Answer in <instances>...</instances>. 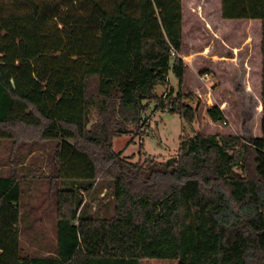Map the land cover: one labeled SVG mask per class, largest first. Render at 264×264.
<instances>
[{"label":"trees","instance_id":"16d2710c","mask_svg":"<svg viewBox=\"0 0 264 264\" xmlns=\"http://www.w3.org/2000/svg\"><path fill=\"white\" fill-rule=\"evenodd\" d=\"M183 8V0H0V264H264V0H222L223 18L261 20L259 136H181L168 159L133 161L114 149L116 137L149 127L151 103L198 118L199 97L183 89ZM170 69L179 89L159 95ZM207 113L225 120L218 104ZM38 179L53 196L46 210L24 202ZM204 193L218 237L208 261ZM90 226L101 251L84 244Z\"/></svg>","mask_w":264,"mask_h":264},{"label":"rangeland","instance_id":"374dc122","mask_svg":"<svg viewBox=\"0 0 264 264\" xmlns=\"http://www.w3.org/2000/svg\"><path fill=\"white\" fill-rule=\"evenodd\" d=\"M198 0H186L188 10L185 14L183 27L184 48L183 58L188 64L186 73V83L183 89L186 92H193L201 101V110L198 118L193 123L186 122L179 113H172L168 109H155L154 104H150L147 111L149 117V127L144 130L138 129L129 135H122L115 138L114 149L123 155L128 156L133 161H143L147 156H162L163 159L176 156L180 137L194 135L198 132L203 134L233 133L243 134L247 138H252L261 133V83H262V51L261 33L257 21L236 20L221 23L220 15L213 16L214 30L204 25L202 15H197L191 10V3L195 7ZM218 2L213 4V10L218 7ZM204 6V5H203ZM203 8V7H202ZM201 8V10H202ZM205 16V14H203ZM261 22V20H259ZM261 24V23H260ZM223 42H226L225 45ZM214 50H222L226 54L232 50V46H238V54L241 57L243 67L246 69L248 63L250 75H245L241 80L234 78V72L226 78H220L217 70L210 65L205 57L207 46L211 45ZM230 55V54H228ZM249 56V58H247ZM230 56L225 59L228 60ZM247 61V66L245 62ZM224 66L220 64V67ZM214 70L215 73H212ZM224 75H229V71L224 69ZM169 83L167 86L158 85L157 92L163 95L168 88L179 89V80L174 75L172 69L168 73ZM206 78V79H205ZM220 104L224 110L225 120L221 122L213 121L207 113L210 106ZM143 144V147H141ZM37 162L43 160L36 157ZM32 188L25 191L24 202L28 204L43 202L39 204L42 210H46L53 196L50 185L45 179H38L36 183L26 185ZM53 200V199H52ZM39 209V210H40ZM215 203L210 194L204 193L202 203L201 230H200V258L202 261L214 260L217 256V224L212 216ZM38 210V211H39ZM47 238H54L51 230V222L47 215L43 218L42 225ZM98 228L90 226L86 235H83L84 244L90 245L92 249L101 251L102 247H95V233ZM100 230V229H99ZM32 231L24 232L22 239L24 244L33 250L37 248L33 244ZM115 248L109 245L106 252H111ZM143 264H176L167 259L144 260Z\"/></svg>","mask_w":264,"mask_h":264},{"label":"crops","instance_id":"0c3cea01","mask_svg":"<svg viewBox=\"0 0 264 264\" xmlns=\"http://www.w3.org/2000/svg\"><path fill=\"white\" fill-rule=\"evenodd\" d=\"M215 2H218V7L213 10V4H214V0H198L196 1V5L197 7L194 6V4L191 3V11L196 13V16L198 15H202V18L204 20V25H206V27H210L211 30H214V20H213V16L216 15H220V21L221 23L225 22L228 23V21H233V22H237L236 20L238 19H225L222 17V0H215ZM183 27H184V22H185V14L188 10L187 4H186V0H183ZM204 5V6H203ZM203 7V8H202ZM202 8V10H201ZM205 14V16L203 15ZM241 20H248L250 22L252 21H257L259 23V26L261 27V22L259 21V19H241ZM260 33H261V28H260ZM225 45H227L226 42H223ZM261 43V42H260ZM238 46H232V50H230L229 53H222V50H214V48L211 45L207 46V50L205 52V57L206 59L209 61L210 65H213L215 68H221L223 72H220L221 70H214L212 73H215V71L219 74L220 78H226V76H229L230 78V73L234 72V78H237V80H241L243 78V76L245 77V75H250V71L249 68L250 67V63H248L247 66V61L245 62V65L247 66V68L245 69L243 67L242 61H241V57L239 56L238 52ZM230 54V55H228ZM227 56H230V58L225 59ZM249 58V56L247 57ZM262 62V60H261ZM220 64H223L224 66L220 67ZM224 69H226L227 71H229V75H224ZM206 79V78H205ZM219 106L221 107V105L219 104ZM262 110V105H260V109L258 110L259 112H261ZM224 111V110H223ZM261 134V133H260ZM260 134L256 135L259 136Z\"/></svg>","mask_w":264,"mask_h":264}]
</instances>
